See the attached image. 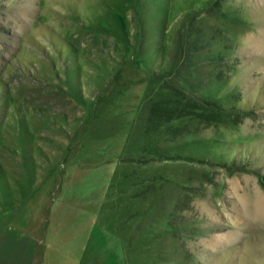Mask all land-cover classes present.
<instances>
[{"label":"rangeland","instance_id":"rangeland-1","mask_svg":"<svg viewBox=\"0 0 264 264\" xmlns=\"http://www.w3.org/2000/svg\"><path fill=\"white\" fill-rule=\"evenodd\" d=\"M257 202L264 0H0V264H264Z\"/></svg>","mask_w":264,"mask_h":264},{"label":"trees","instance_id":"trees-1","mask_svg":"<svg viewBox=\"0 0 264 264\" xmlns=\"http://www.w3.org/2000/svg\"><path fill=\"white\" fill-rule=\"evenodd\" d=\"M187 104L188 102H185L182 106L172 104L166 107L161 102H155L149 107V116L155 118V120L165 122L183 115L184 117H195L203 123L211 124L223 122L227 119L232 120V117L236 114L238 115L239 112L235 109V106L233 108H226L218 101L203 98H190L188 107ZM189 108H191L190 112Z\"/></svg>","mask_w":264,"mask_h":264},{"label":"bare ground","instance_id":"bare-ground-1","mask_svg":"<svg viewBox=\"0 0 264 264\" xmlns=\"http://www.w3.org/2000/svg\"><path fill=\"white\" fill-rule=\"evenodd\" d=\"M257 214H261L264 216V206L257 202L256 206Z\"/></svg>","mask_w":264,"mask_h":264}]
</instances>
